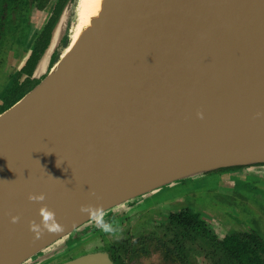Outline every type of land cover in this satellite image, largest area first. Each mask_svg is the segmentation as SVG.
I'll return each mask as SVG.
<instances>
[{
	"label": "water",
	"instance_id": "95a60500",
	"mask_svg": "<svg viewBox=\"0 0 264 264\" xmlns=\"http://www.w3.org/2000/svg\"><path fill=\"white\" fill-rule=\"evenodd\" d=\"M251 164H264V0H102L0 112V264L40 263L98 227L81 205L111 211ZM29 193L46 194L63 231L34 237ZM57 264L112 262L96 250Z\"/></svg>",
	"mask_w": 264,
	"mask_h": 264
},
{
	"label": "rangeland",
	"instance_id": "374dc122",
	"mask_svg": "<svg viewBox=\"0 0 264 264\" xmlns=\"http://www.w3.org/2000/svg\"><path fill=\"white\" fill-rule=\"evenodd\" d=\"M52 2V0L46 2L45 9L40 12L38 23H36L38 20L36 12L30 11V14H25L24 18L29 19L28 25L24 27L25 33L22 31L26 35L25 40H28L27 36L31 33L33 26L37 27L34 30L35 33L44 22ZM74 15L75 0H67L51 30L49 44L35 66L34 77L41 78L48 71L51 59L58 57L65 47L74 22ZM14 30L12 29L9 34L15 36L13 43H17L19 35ZM28 46L29 44L26 48ZM9 48L11 52L5 54ZM16 48L15 44L13 48L5 44L2 52L0 51V56L3 55L9 61ZM21 60V56L17 57L14 60V66L19 65ZM1 68H4L2 64ZM254 169L256 168L249 167L240 172L232 171L233 168L218 169L176 181L170 186H164L139 201L136 198L133 205L127 204L125 207L121 206L123 208L104 212L105 220L111 223L114 228L113 232L104 233L99 227H95L82 230L76 235L63 237L51 245L55 253L44 258L40 263L34 260V263L53 264L68 257L73 258L86 252L95 251V249L102 250L107 245L121 239L123 235L135 234L141 229H143L142 233L150 232L159 222H164L169 212L182 208L200 212L206 226L218 238L241 227L240 224H242L246 227L260 229V236L264 241V175ZM249 178L258 179V182L254 184V181ZM146 242L149 244L148 239L145 240ZM130 263L174 264L163 261L158 252L140 256ZM194 264L207 263L206 259L199 257L195 259Z\"/></svg>",
	"mask_w": 264,
	"mask_h": 264
},
{
	"label": "trees",
	"instance_id": "16d2710c",
	"mask_svg": "<svg viewBox=\"0 0 264 264\" xmlns=\"http://www.w3.org/2000/svg\"><path fill=\"white\" fill-rule=\"evenodd\" d=\"M66 1H53L49 17L32 43L28 60L30 64L27 62L29 66L27 65L25 69L26 73H29L38 54L43 53L49 44L51 30ZM46 2L47 0H39L38 8L44 9ZM57 58L51 59L50 66ZM37 81L36 79L30 83L27 81L24 91H20V94L29 90ZM240 226L218 238L206 226L200 212L184 208L169 212L164 222H159L150 232L123 235L105 249L112 264H132L130 262L136 258L151 252H158L163 261L174 264H194L195 259L199 257L206 259L207 264H264V241L260 236V229L242 224ZM132 236L137 237L131 240ZM146 239L149 240V244L145 243Z\"/></svg>",
	"mask_w": 264,
	"mask_h": 264
},
{
	"label": "flooded vegetation",
	"instance_id": "af4514ba",
	"mask_svg": "<svg viewBox=\"0 0 264 264\" xmlns=\"http://www.w3.org/2000/svg\"><path fill=\"white\" fill-rule=\"evenodd\" d=\"M38 2L39 0H0V51L2 52L5 44L6 45L8 44V46L10 45L12 48L15 44L17 47L16 50L13 52L12 57L9 61L7 60V58H4L3 55L0 56V112H2L4 109L10 106L16 100H18L25 93L24 92L20 94V91H24V87L27 81H28L27 83H30V81L34 79L38 81L41 79L39 77H34L33 72H34L35 66L38 63L42 53H39L38 57L32 63L29 73H26L25 69L27 65L30 64L28 60L31 55L32 43L37 38L42 25L46 22L47 18L49 17V14L53 7V2L51 4V7L48 9V14L46 15L44 22L40 25L39 29L35 31V33H34V30L37 27L36 25L33 26L31 33L27 36L28 40L24 39L26 35L22 33V31L24 32L25 30L24 27H26L29 23V19L24 18L25 14L26 15L30 14V11L36 12L38 14V20L36 21V23H38L39 18H40V12H42L43 10V9L40 10L38 8V4H39ZM12 29H15L14 31H17V34L19 35L17 39L18 41L17 43H13V41L15 40V36H11V34H9V32ZM27 44H29V46L26 48ZM10 52H11V49L9 48V51H6L5 54H8ZM19 56L22 57L21 63L17 66H14V60ZM1 64L3 65L4 68H1ZM249 167L256 168L254 170L261 172V174L264 175V164L243 165L240 168L234 169L232 171L240 172L242 169L244 170ZM226 168H231V167H226ZM220 169H225V168H220ZM215 170H218V169H215ZM249 179L253 180L254 184L258 182L257 181L258 179H255V178H249ZM263 189H264V186H263ZM142 230L143 229H141L137 233H140V232L142 233ZM137 233H135L134 235H137ZM133 238L131 240H133ZM103 249L102 251L107 252L105 248ZM96 250H100V249H95V251ZM70 258L72 257H68L61 261L54 262L53 264H57L59 262L65 261Z\"/></svg>",
	"mask_w": 264,
	"mask_h": 264
},
{
	"label": "clouds",
	"instance_id": "9594fccd",
	"mask_svg": "<svg viewBox=\"0 0 264 264\" xmlns=\"http://www.w3.org/2000/svg\"><path fill=\"white\" fill-rule=\"evenodd\" d=\"M200 118H203L202 113H197ZM259 115V113L257 114ZM59 166V164H57ZM52 177L50 174H48ZM53 178V177H52ZM54 179V178H53ZM59 180V179H57ZM91 195H95L94 191L90 192ZM46 199V194H32L29 193L28 200L34 203H40L41 207L38 209V215L40 216V223H37L35 220L29 222V230L35 234V238H39L45 231L50 233H58L63 231V225L59 224L55 218L56 214L51 210L46 204L42 202ZM80 212L87 214L91 220H93L96 225L104 233H111L114 231V228L111 223L105 220V213L102 206H93L91 204L81 205ZM19 216H12L11 222H19Z\"/></svg>",
	"mask_w": 264,
	"mask_h": 264
},
{
	"label": "bare ground",
	"instance_id": "6f19581e",
	"mask_svg": "<svg viewBox=\"0 0 264 264\" xmlns=\"http://www.w3.org/2000/svg\"><path fill=\"white\" fill-rule=\"evenodd\" d=\"M102 0H75V15L67 45L62 49V54L69 44L76 38L80 30L88 24L91 16L97 13Z\"/></svg>",
	"mask_w": 264,
	"mask_h": 264
}]
</instances>
